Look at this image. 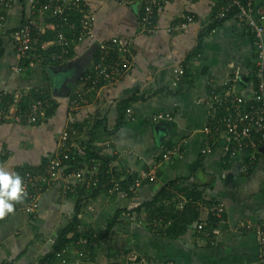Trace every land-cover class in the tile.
Instances as JSON below:
<instances>
[{"label":"crops","instance_id":"1","mask_svg":"<svg viewBox=\"0 0 264 264\" xmlns=\"http://www.w3.org/2000/svg\"><path fill=\"white\" fill-rule=\"evenodd\" d=\"M84 1L96 17L94 38L74 42V56L62 64L72 65L65 68L66 72L54 71L61 66L40 68L35 64L25 73L15 72L20 62L13 44L3 38L0 97L46 90L57 108L38 125L0 124V165L11 172L22 167L38 170L57 152L61 133L74 126L82 132V143L90 139L102 155L118 158L126 175L137 177L156 167L157 179L145 181L131 197L126 192H107L104 188L96 193L76 185L74 178L69 180L73 184L71 189H66L65 180L59 181L42 193L34 214L17 209L0 220V264H39L52 253L59 234L71 223L79 204L78 233L91 236L92 243L82 239L68 245L56 264H259L256 236L240 235L237 227L240 222L264 224V145L248 175L240 173V163H224L221 147L216 143L223 139L220 134L213 154H205L209 142L205 130L211 128L207 104L211 100L206 83L213 80L218 87L239 69L242 78L238 88L246 100L251 98L256 59L252 34L234 18L218 23L215 33L204 32L218 8V0H171L155 16V24L161 29L155 36L142 34L139 25L145 6L152 0H133L123 6L114 0ZM256 3L264 10V0ZM13 4L4 25L7 32L22 25L29 0H14ZM190 15L195 16L196 24L180 33L166 32ZM44 18L38 15L43 33L49 27ZM112 41L131 52V70L115 85L91 91L81 109L72 114L71 94L92 63L97 46ZM182 66L183 75L187 70V82L181 76L183 91L175 94L182 85L174 87ZM78 69L84 71L79 81L69 84V96H56L55 90L67 80L72 82ZM128 100H133L129 109L134 118H126L116 130L121 103ZM160 114H171L173 120L153 123L152 118ZM173 145H181V152L164 162L163 149ZM174 181L201 187L207 200L225 206L227 225L214 246L194 230L177 240L154 234L145 215L136 212ZM206 185L213 190L202 188ZM119 211L122 212L113 232L100 239ZM131 212L143 223H132L127 217ZM130 255L144 259L145 263L131 260Z\"/></svg>","mask_w":264,"mask_h":264},{"label":"built area","instance_id":"2","mask_svg":"<svg viewBox=\"0 0 264 264\" xmlns=\"http://www.w3.org/2000/svg\"><path fill=\"white\" fill-rule=\"evenodd\" d=\"M114 1L119 6H123L129 5L133 0ZM170 1L152 0L145 6L139 20L142 34L155 36L160 33V27L155 24V16ZM13 3L14 0H0V38L9 39L14 46L15 56L20 62V65L15 69L17 73L27 72V69L21 65L24 61L29 62L30 66L35 64L37 67L44 68L43 65L46 61L44 54L52 47L56 48V51L51 58L59 62L58 66H62L69 59L70 49L76 42L69 37L70 33L79 37L77 42L94 38L93 25L96 17L93 12L88 10L84 0H47L44 3L41 0H29L28 11L22 25L15 31L7 32L4 30V25L8 13L14 5ZM76 12L80 13L78 22L72 21ZM47 14L49 18L58 20L54 28L57 35L49 44H42L41 36L47 32H42L38 15L44 17ZM229 18H234L243 23L253 36L256 50L253 71L255 87L251 91V98L246 100L238 88L242 78L239 69H235L228 79L221 82L218 87L213 80L207 81L206 86L211 100V103L210 101L207 103L211 128L205 130L209 139V142L206 143L205 154H213L214 142L220 134L223 139L219 141L220 143L217 140L216 143L221 147L224 163L238 162L240 163V173L248 175L257 162L260 147L264 145V11L256 8V0H218V8L204 26L203 31L215 33V26ZM196 23L195 16L190 15L182 22L167 29L166 32L168 34L180 33ZM116 44V41H112L111 44L103 43L97 46L98 60L92 61L81 83L71 94L69 110L72 114L81 109L91 91L115 85L131 70V52L117 47ZM114 52L117 56L111 58ZM183 74L182 66L180 75L174 82V87L181 81L180 77H183ZM34 91L35 95H39L40 98L30 101L27 108L20 105L21 100L28 96L27 93L17 92L13 95L12 103L4 104L0 99V124L14 122L38 125L43 123L47 119V111L53 107L51 103L53 99L49 96L45 97L43 91L39 89ZM126 118L128 120L134 118L130 109L127 110ZM162 120L172 121L173 118L171 114H160L152 118L153 123ZM81 136L82 132L77 127L71 126L65 129L61 133L57 152L51 156L43 169L25 173L23 181L26 196L16 205V210H22L30 215L34 214L39 209L42 193L63 179L66 182V189H71L73 184H70L69 180L73 178L76 185L85 186L88 190L99 186V164L91 163L85 169L71 171L68 174L66 164L72 156L80 159L86 157V150L80 141ZM181 150V145L165 147L161 158L164 162L171 161L179 155ZM109 169L121 175L120 179L113 176V188L110 191L123 193L121 183L125 179L122 176L126 175V172L122 170L119 159H115V156L111 159ZM156 179V167H154L135 177L128 191L133 195L145 181L152 182ZM184 204H179V207L182 208ZM198 206L207 213L208 217L210 216L215 220L216 228L206 234V238L214 246L216 238L222 233L221 229L227 225L226 208L221 203L208 207L200 203ZM127 217L134 224L142 223V219L135 214H128ZM159 225L160 223H155V226ZM194 229L201 232L204 230V225L196 223ZM237 231L240 235L253 233L256 236L260 248L259 264H264V224L253 226L248 222H240ZM129 257L131 260L145 263L144 259L135 255ZM56 258L61 259L62 255L58 253Z\"/></svg>","mask_w":264,"mask_h":264},{"label":"trees","instance_id":"3","mask_svg":"<svg viewBox=\"0 0 264 264\" xmlns=\"http://www.w3.org/2000/svg\"><path fill=\"white\" fill-rule=\"evenodd\" d=\"M47 0H41V2H45ZM258 2V0H256ZM256 8L264 11L262 9V6L257 5L256 3ZM45 22L48 24V30L45 35H42L41 41L42 44H49L52 42L57 35L56 29H54L58 23L57 19H51L49 18L48 14L44 16ZM80 20V13L76 12L73 15L72 21L78 22ZM69 37L74 40L78 41L79 37L76 34L70 33ZM56 51V48L52 47L49 51L44 54L46 60L44 62L46 68L48 65L50 66H58L59 62L53 60L52 54ZM5 54V48H4V41L3 38H0V59L4 56ZM197 56V54H195ZM74 56V46L70 49V54L69 57ZM117 54L114 52L112 53L111 58H115ZM99 58V54L96 53L94 56L93 62L97 61ZM24 68L28 69L30 68V63L27 61H24L21 64ZM187 70H185V75L184 77V83L187 82ZM183 80V79H182ZM179 90L175 94H179L182 92L183 82H179ZM46 96L51 97L46 90L43 92ZM39 95H35V91H32L30 95L27 97H24L20 105L24 108H27L28 104L30 101L39 99ZM0 99H2V103L7 104V103H12L13 101V96L8 95V96H1ZM133 100H128L123 103H121L122 107V113L120 115V120L119 123L116 126V130L120 129L122 125L125 122L126 119V113L127 110L129 109V105ZM53 104V107L47 111L46 117L48 118L53 114V112L57 108V104L53 101H51ZM41 124V123H39ZM83 146L86 150V157L85 159H80L76 156H72L71 160L66 164L68 166V172L71 171H80L87 166L92 164H99V175H98V180H99V189L98 187H93L92 191H96V193L99 190H102L104 188L105 191H110L113 188L112 184V179L113 176H115L117 179L121 178V175L115 173V171H110L109 169V164L111 162V158L105 155H102L97 148L93 145V141L90 139L83 143ZM46 165V163L39 168L38 170H42L43 167ZM28 171H36V169L31 168V167H25V168H17L15 173H18L22 178L25 175L26 172ZM127 177L124 179V181L121 183L122 187V192L128 194L129 197L132 196L131 193H129L128 188L133 181V179L136 177L135 175H126ZM201 187H196L194 185H190L186 182H181V181H174L171 182L167 185H165L157 194L156 196L152 199V201L147 202L143 205H141L138 209H136V212L138 214H144L146 216V219L148 221V224L150 227V230L154 234H159L162 237H167L171 240H177L183 237L188 233L190 230H194L195 233L201 234L203 237L206 238V234L211 232L215 226V220L212 219V217H208L207 213L199 208L198 204H203L205 206H211L216 203H220L215 200H207L205 197V194L203 191L200 190ZM202 188L205 189H212V186L206 185ZM98 189V190H97ZM185 200V201H184ZM185 203L182 208L179 207V204ZM122 211H119L116 213L115 217L112 218V220L109 222L107 226V230L104 235L100 237V239H105L107 238L112 232L113 228L116 226L118 220L120 219ZM81 213V205L79 204L76 210V214L74 218L72 219L71 223L61 231V233L58 236V239L54 245L53 251L50 255L46 256L43 260L40 261L39 264H48V263H54L56 264L59 259L56 258V255L60 253L62 255V252L68 247V245L72 243H76L82 239H88V244L92 243V238L88 234H80L78 233V229L80 226V221H79V216ZM129 214H133L132 212ZM205 214V219H202V215ZM160 223L159 226H155V223ZM202 224L204 225V230L199 232L197 229H193L194 225ZM207 239V238H206ZM209 240V239H207ZM210 243V242H209ZM142 259V258H140Z\"/></svg>","mask_w":264,"mask_h":264},{"label":"clouds","instance_id":"4","mask_svg":"<svg viewBox=\"0 0 264 264\" xmlns=\"http://www.w3.org/2000/svg\"><path fill=\"white\" fill-rule=\"evenodd\" d=\"M26 196L23 178L15 172L0 165V220L11 216L16 205Z\"/></svg>","mask_w":264,"mask_h":264},{"label":"water","instance_id":"5","mask_svg":"<svg viewBox=\"0 0 264 264\" xmlns=\"http://www.w3.org/2000/svg\"><path fill=\"white\" fill-rule=\"evenodd\" d=\"M72 65H68V67H71ZM67 66H61V67H59L57 70H54L55 72H66L67 71V69H65V68H68ZM83 71H84V69H78V71H77V73L75 74V76H74V78H73V81L71 82V81H69V80H67V81H65L62 85H61V87H60V89H57V90H55V95L56 96H58V97H62V98H66V97H68L69 96V94H70V87H69V84H71V83H75V82H77V81H79V79L82 77V73H83Z\"/></svg>","mask_w":264,"mask_h":264},{"label":"bare ground","instance_id":"6","mask_svg":"<svg viewBox=\"0 0 264 264\" xmlns=\"http://www.w3.org/2000/svg\"><path fill=\"white\" fill-rule=\"evenodd\" d=\"M161 15V14H160ZM195 55V54H194ZM244 82V81H243ZM185 148V147H184Z\"/></svg>","mask_w":264,"mask_h":264},{"label":"rangeland","instance_id":"7","mask_svg":"<svg viewBox=\"0 0 264 264\" xmlns=\"http://www.w3.org/2000/svg\"><path fill=\"white\" fill-rule=\"evenodd\" d=\"M144 217H146V216H144ZM142 223H143V221H142Z\"/></svg>","mask_w":264,"mask_h":264}]
</instances>
